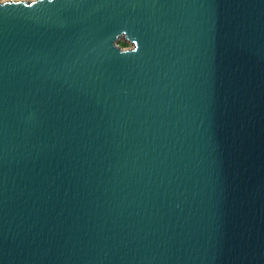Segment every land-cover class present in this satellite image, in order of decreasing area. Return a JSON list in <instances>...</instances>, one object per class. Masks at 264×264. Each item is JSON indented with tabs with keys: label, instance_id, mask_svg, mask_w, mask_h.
Here are the masks:
<instances>
[{
	"label": "water",
	"instance_id": "95a60500",
	"mask_svg": "<svg viewBox=\"0 0 264 264\" xmlns=\"http://www.w3.org/2000/svg\"><path fill=\"white\" fill-rule=\"evenodd\" d=\"M44 2L0 6V264H264V0Z\"/></svg>",
	"mask_w": 264,
	"mask_h": 264
},
{
	"label": "clouds",
	"instance_id": "9594fccd",
	"mask_svg": "<svg viewBox=\"0 0 264 264\" xmlns=\"http://www.w3.org/2000/svg\"><path fill=\"white\" fill-rule=\"evenodd\" d=\"M14 2V0H0V6H5L7 7L8 4ZM42 3H45L44 0H41ZM46 3L47 4H54L55 3V0H46ZM120 52V51H119ZM139 52V51H138ZM135 53V54H138ZM121 53V52H120ZM122 55H125L124 53H121Z\"/></svg>",
	"mask_w": 264,
	"mask_h": 264
},
{
	"label": "rangeland",
	"instance_id": "374dc122",
	"mask_svg": "<svg viewBox=\"0 0 264 264\" xmlns=\"http://www.w3.org/2000/svg\"><path fill=\"white\" fill-rule=\"evenodd\" d=\"M118 43H119L121 46L125 47V48H127V47H131V44H130V43H128L127 41H124V40H122V39L119 40Z\"/></svg>",
	"mask_w": 264,
	"mask_h": 264
}]
</instances>
